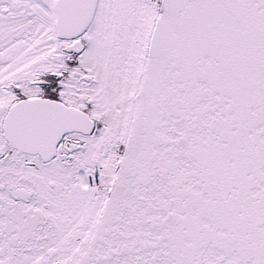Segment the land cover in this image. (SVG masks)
<instances>
[{
  "label": "snow or ice",
  "instance_id": "1",
  "mask_svg": "<svg viewBox=\"0 0 264 264\" xmlns=\"http://www.w3.org/2000/svg\"><path fill=\"white\" fill-rule=\"evenodd\" d=\"M0 264H264V0H0Z\"/></svg>",
  "mask_w": 264,
  "mask_h": 264
}]
</instances>
